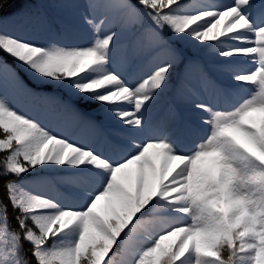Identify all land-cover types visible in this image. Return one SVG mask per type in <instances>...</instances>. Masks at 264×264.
I'll list each match as a JSON object with an SVG mask.
<instances>
[{
    "label": "snow or ice",
    "instance_id": "obj_1",
    "mask_svg": "<svg viewBox=\"0 0 264 264\" xmlns=\"http://www.w3.org/2000/svg\"><path fill=\"white\" fill-rule=\"evenodd\" d=\"M0 264H264V0H0Z\"/></svg>",
    "mask_w": 264,
    "mask_h": 264
},
{
    "label": "trees",
    "instance_id": "obj_2",
    "mask_svg": "<svg viewBox=\"0 0 264 264\" xmlns=\"http://www.w3.org/2000/svg\"><path fill=\"white\" fill-rule=\"evenodd\" d=\"M11 62V61H10Z\"/></svg>",
    "mask_w": 264,
    "mask_h": 264
}]
</instances>
